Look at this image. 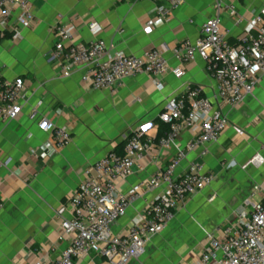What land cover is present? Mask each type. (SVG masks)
<instances>
[{"label":"crops","instance_id":"obj_1","mask_svg":"<svg viewBox=\"0 0 264 264\" xmlns=\"http://www.w3.org/2000/svg\"><path fill=\"white\" fill-rule=\"evenodd\" d=\"M30 1L36 15L34 25L17 41L9 33L0 34V80L23 79L30 95L16 120H0V264H35L39 254L51 260L59 257L69 241L60 237L56 211L79 187L84 169L112 150L122 153L124 136L135 127L150 121L158 123L167 99L185 81L203 85L206 96L230 121L204 159L206 170L214 172L216 179L188 197L169 227L155 235L146 253L129 264H196L207 232L234 223L250 208L252 187L264 184V163L248 164L257 154L264 158V78L239 107L218 97L217 82L208 75L206 63L199 56L185 65L182 79L172 73L162 77L163 90L156 89L152 77L145 74L127 79L115 94L86 89L80 71L59 77L52 56L57 42L54 25L58 15L65 21L75 19L76 40L87 43L93 38L88 23L95 21L103 27L100 37L112 51L140 55L166 48L164 57L175 67L179 61L173 48L181 41L195 42L200 37L203 23L216 14V0H186L173 12L167 0ZM232 6L235 16L229 11ZM222 7L221 31L231 43L262 26L264 0H222ZM160 9L168 11V19ZM153 18L156 22L152 31H145V24ZM39 101L43 102L40 117L70 128L72 142L67 147L56 149L52 135L42 130L37 120H30L29 113ZM191 138L186 131L178 144L183 147ZM176 152L174 147L148 155L122 189L128 191L149 178ZM198 154L190 152L177 173L183 174ZM160 192L137 199L114 223V233L124 234L129 225L140 221L147 204ZM29 251L35 255L27 259ZM104 262L105 258L94 252L74 260V264Z\"/></svg>","mask_w":264,"mask_h":264},{"label":"built area","instance_id":"obj_2","mask_svg":"<svg viewBox=\"0 0 264 264\" xmlns=\"http://www.w3.org/2000/svg\"><path fill=\"white\" fill-rule=\"evenodd\" d=\"M167 1L171 12L186 3V0ZM215 8L216 14L203 23L195 42L184 40L173 48V55L179 61L175 67L164 57L166 48L150 49L140 55L112 51L100 37L103 27L95 21L88 23L93 38L87 43L77 42L75 19L65 21L58 15L54 25L57 42L52 56L59 77L67 78L80 71L81 83L86 89L115 94L127 79L145 74L152 77L156 89L163 90L162 77L172 73L182 79L186 75L185 65L199 56L206 63L208 75L217 82L218 97L239 107L264 78V19L255 32L247 31L238 42L231 43L221 31L222 0H216ZM229 11L236 15L234 6ZM160 12L168 19V11L160 9ZM35 21L30 0H0L2 36L9 33L17 41ZM155 22L154 18L148 20L144 30L152 31ZM29 99L23 79L0 80V120H16ZM42 103L39 101L32 108L30 120H37L39 127L52 135L56 149L67 147L72 142L70 128L59 126L46 116L40 117ZM159 120L168 125L165 134L159 135L156 122L142 123L124 136L122 153L112 150L84 169L79 187L56 211L60 237H68L69 246L54 260L39 254L35 264H74L75 259L92 252L105 258L101 264H129L143 256L148 242L169 227L176 210L188 197L215 181L216 175L206 170L204 159L210 154V147L219 142L230 121L206 96L205 87L183 82L181 89L167 99ZM186 131L192 138L182 147L178 141ZM174 147L177 152L165 167H160L134 188L122 189L134 174V168L142 167L148 155ZM193 151H199L198 157L179 175L178 168ZM263 163L264 158L257 154L248 164L261 166ZM157 190L161 192L147 204L140 221L129 225L124 234L114 233V223L132 204ZM249 201L250 208L241 212L234 223L207 232L205 247L196 264H264V184L252 187ZM2 206L0 203V208ZM34 255V251H29L26 258Z\"/></svg>","mask_w":264,"mask_h":264},{"label":"trees","instance_id":"obj_3","mask_svg":"<svg viewBox=\"0 0 264 264\" xmlns=\"http://www.w3.org/2000/svg\"><path fill=\"white\" fill-rule=\"evenodd\" d=\"M159 122V135H163L168 131V125L164 124L163 122H161L160 120H158Z\"/></svg>","mask_w":264,"mask_h":264}]
</instances>
